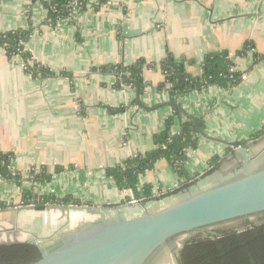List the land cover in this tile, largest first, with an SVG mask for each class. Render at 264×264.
I'll return each mask as SVG.
<instances>
[{
    "label": "crops",
    "instance_id": "crops-1",
    "mask_svg": "<svg viewBox=\"0 0 264 264\" xmlns=\"http://www.w3.org/2000/svg\"><path fill=\"white\" fill-rule=\"evenodd\" d=\"M96 3L54 25L42 0H0V33L32 28L26 50L57 73L35 76L21 55L0 52V151L12 155L11 167L24 177L21 186L0 178V200L18 207L0 209V220L39 243L49 244L63 231L105 216L161 210L236 171L240 156L226 160L230 146L200 133L197 148L188 151L187 172L203 174L215 155H226V161L213 175L199 177L189 194L131 204L133 190L121 189L107 174V168L154 150L153 136L176 114L168 105L174 102L170 93L158 89L165 74L157 64L168 56L199 76L208 54L226 51L247 73L236 87L212 85L178 96L174 103L184 113L175 115L173 133L188 117L203 119L205 134L228 142L249 139L264 127V62L254 64L252 53L239 55L248 41L264 53V0H109L100 8ZM141 58L156 66L144 67L145 89L139 94L134 83L118 81L112 67L129 69ZM126 74L131 78L129 70ZM138 99L150 108L139 106ZM43 170L49 180L32 178V171ZM184 180L161 159L141 176L139 189L150 184L167 193ZM24 188L38 195H71L92 203L78 206L96 211L21 209Z\"/></svg>",
    "mask_w": 264,
    "mask_h": 264
},
{
    "label": "trees",
    "instance_id": "trees-1",
    "mask_svg": "<svg viewBox=\"0 0 264 264\" xmlns=\"http://www.w3.org/2000/svg\"><path fill=\"white\" fill-rule=\"evenodd\" d=\"M48 9V22L56 25L64 18H72L74 8L79 12L87 9L91 0H42ZM109 0H97L94 5L100 8ZM33 29H16L0 33V48H5L9 57L21 55L26 62L27 72L33 75L54 76L56 72L44 67L33 60L32 54L26 50L25 43L30 38ZM252 53L254 64L264 62V53L255 51V43L248 41L244 48L239 51L240 56H247ZM165 74V80L158 86L159 91L167 90L174 102L178 96L190 93L194 90L218 85L223 88H233L243 81L244 71L237 68L234 59L226 51L208 54L202 63V74L193 76L186 70H182L181 63L176 61L172 55L157 64ZM145 66H156L148 63L145 59L137 60L129 67L132 79L138 81V91L142 94L145 83L142 76ZM112 69L122 82L121 65L113 66ZM122 110V108L120 109ZM176 114H181L179 108H175ZM175 114V115H176ZM175 115L169 117L165 129L153 136L156 145L154 150L131 156L123 164L107 168V174L114 178L121 189H131L135 197H144L145 200L155 198L152 195V186L145 185L139 189V181L143 174L155 168L156 163L166 159L173 171L178 173L185 180L178 186L171 188L162 197L188 192L197 182L199 177L205 178L213 175L220 169V161L227 154L233 152L232 147H227L224 157L215 155L209 161V166L203 174H189L185 163L188 159V151L197 148L200 133L205 128L203 119L188 117L180 130L172 132ZM264 134V127L249 139L243 140L242 145L261 137ZM163 144L165 147H163ZM12 155L0 151V178L11 179L17 185H22L24 177L22 173L13 170L11 167ZM57 172L63 167H57ZM32 178L35 180H49L51 175L45 170L40 173L32 171ZM82 205L83 201L71 195L59 197L54 193L38 195L32 190L24 188L21 205ZM13 201L0 200V209L14 207ZM41 257L37 245L32 243L0 245V264H31ZM178 264H264V214L254 221L244 220L239 227L218 228L210 233H200L187 239L178 250Z\"/></svg>",
    "mask_w": 264,
    "mask_h": 264
},
{
    "label": "water",
    "instance_id": "water-1",
    "mask_svg": "<svg viewBox=\"0 0 264 264\" xmlns=\"http://www.w3.org/2000/svg\"><path fill=\"white\" fill-rule=\"evenodd\" d=\"M182 70L184 65H181ZM123 83L138 85V81L122 73ZM139 106L149 109L143 101ZM179 108L180 103H168ZM203 137L234 148L227 159L236 158L240 172L206 189L190 193L181 200L158 211L125 218L87 221L76 229L65 230L49 244L42 245L17 227H0V245L32 243L38 246L41 257L31 264H153L154 259L171 241L181 235L189 238L205 233L211 227L246 220L264 214V166L251 169L250 165L264 150V134L246 146L240 140L228 142L201 132ZM226 160L220 161L223 164ZM237 168V169H238ZM133 204V203H131ZM26 210L68 211L93 207L62 204L27 205ZM18 207L6 210L17 211ZM103 214V212H102ZM104 216V215H103ZM6 231V232H4ZM28 235L30 236L28 238Z\"/></svg>",
    "mask_w": 264,
    "mask_h": 264
},
{
    "label": "rangeland",
    "instance_id": "rangeland-1",
    "mask_svg": "<svg viewBox=\"0 0 264 264\" xmlns=\"http://www.w3.org/2000/svg\"><path fill=\"white\" fill-rule=\"evenodd\" d=\"M258 148L259 149L255 150V152L257 153V152L260 151V153H259L257 159L250 165L251 169L259 168V167H261L264 164L263 163L264 162V150L262 151L260 147H258ZM199 190H201V189H199ZM189 193H186V194H189ZM82 211L80 213H83ZM2 214L0 213L1 217L3 216ZM259 217L260 216H256V217H253V218H249L248 220L254 221V220L258 219ZM243 221L244 220L233 222V223H229V224H225V225H220V226H216V227H211L205 233H210V232H212V231H214L215 229H218V228L239 227L242 224ZM82 224H84V223H81L80 225H82ZM1 225H2V221L0 220V226ZM5 227L12 229L13 227H15V225L13 223H10L9 226H5ZM0 228H2V227H0ZM4 232H6V231H4ZM29 235H28V238L30 236H32V235H30V236ZM187 239H189V235L188 234L187 235H181V236L175 238L173 241L170 242V244L162 252H160V254L154 259L153 263H156V264H178V250L184 244V242ZM41 242H40V244H42V245L47 244V241H41Z\"/></svg>",
    "mask_w": 264,
    "mask_h": 264
},
{
    "label": "built area",
    "instance_id": "built-area-1",
    "mask_svg": "<svg viewBox=\"0 0 264 264\" xmlns=\"http://www.w3.org/2000/svg\"><path fill=\"white\" fill-rule=\"evenodd\" d=\"M92 1H95V0H91L90 2ZM79 12V9H77L76 7L74 8V15L77 14ZM4 52V53H7L5 48H0V52ZM247 77V73L244 71L243 73V79H245ZM163 147H165V145L163 144ZM178 186V185H176ZM174 186V187H176ZM173 187V188H174ZM166 193L165 189L163 190L161 187L159 186H156L153 190H152V195L153 196H161V195H164ZM145 201V198L144 197H132V199L130 200V203H133V204H139V203H142Z\"/></svg>",
    "mask_w": 264,
    "mask_h": 264
},
{
    "label": "flooded vegetation",
    "instance_id": "flooded-vegetation-1",
    "mask_svg": "<svg viewBox=\"0 0 264 264\" xmlns=\"http://www.w3.org/2000/svg\"><path fill=\"white\" fill-rule=\"evenodd\" d=\"M260 163V162H259ZM264 163V162H263ZM261 164V163H260ZM264 165V164H263ZM262 165V166H263ZM241 170H240V167L238 168V169H236V171L235 172H233L232 174H230L229 176H227V178H230V177H233L234 175H236V174H238L239 172H240ZM226 178V179H227Z\"/></svg>",
    "mask_w": 264,
    "mask_h": 264
}]
</instances>
